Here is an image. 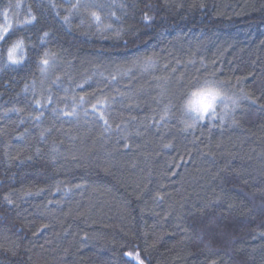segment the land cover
Returning a JSON list of instances; mask_svg holds the SVG:
<instances>
[{
	"label": "trees",
	"instance_id": "16d2710c",
	"mask_svg": "<svg viewBox=\"0 0 264 264\" xmlns=\"http://www.w3.org/2000/svg\"><path fill=\"white\" fill-rule=\"evenodd\" d=\"M4 26L0 264H264V0H0ZM209 77L248 98L185 131Z\"/></svg>",
	"mask_w": 264,
	"mask_h": 264
},
{
	"label": "clouds",
	"instance_id": "9594fccd",
	"mask_svg": "<svg viewBox=\"0 0 264 264\" xmlns=\"http://www.w3.org/2000/svg\"><path fill=\"white\" fill-rule=\"evenodd\" d=\"M244 99L242 91L230 89L214 77L206 78L186 91L180 123L188 131L208 121L229 122Z\"/></svg>",
	"mask_w": 264,
	"mask_h": 264
},
{
	"label": "snow or ice",
	"instance_id": "6c2138e0",
	"mask_svg": "<svg viewBox=\"0 0 264 264\" xmlns=\"http://www.w3.org/2000/svg\"><path fill=\"white\" fill-rule=\"evenodd\" d=\"M75 7V6H74ZM93 16L94 17H96V19H99V17L98 16H96V14L95 13H93ZM33 19H35L34 17H33ZM144 19L145 20H150L151 18L149 17V16H147V15H145L144 16ZM9 27L10 26H5V27H3V28H0V32H3V33H7L8 31H9ZM45 35H47V33H45ZM4 37L3 36H0V39H3ZM15 47H19V44H17V45H14V48ZM9 59L12 61V63H17L18 61L15 59V57L12 55V53H11V51H10V53H9ZM42 63H43V65H48L49 64V61L47 60V59H44L43 61H42ZM246 98H248V97H246ZM93 107H95V105L93 106ZM165 115H166V113H165ZM164 117L162 116L161 117V119H163ZM105 123H107V121H105ZM126 255H128V256H133L134 254L132 253V252H129V253H126ZM135 256H136V259L139 261V264H144V262H143V260H141L140 258H139V254L137 253V254H135Z\"/></svg>",
	"mask_w": 264,
	"mask_h": 264
},
{
	"label": "rangeland",
	"instance_id": "374dc122",
	"mask_svg": "<svg viewBox=\"0 0 264 264\" xmlns=\"http://www.w3.org/2000/svg\"><path fill=\"white\" fill-rule=\"evenodd\" d=\"M5 27V26H4ZM1 28V27H0ZM3 33V32H0V34Z\"/></svg>",
	"mask_w": 264,
	"mask_h": 264
}]
</instances>
